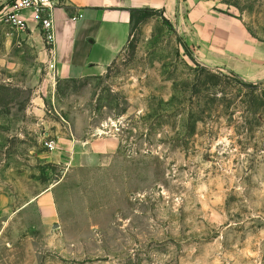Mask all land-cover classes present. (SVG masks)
<instances>
[{
	"label": "rangeland",
	"instance_id": "obj_1",
	"mask_svg": "<svg viewBox=\"0 0 264 264\" xmlns=\"http://www.w3.org/2000/svg\"><path fill=\"white\" fill-rule=\"evenodd\" d=\"M210 1L264 52V0ZM130 25L74 79L38 27L0 25V264H264V79L204 64L160 11ZM103 135L107 157L84 145Z\"/></svg>",
	"mask_w": 264,
	"mask_h": 264
},
{
	"label": "crops",
	"instance_id": "obj_2",
	"mask_svg": "<svg viewBox=\"0 0 264 264\" xmlns=\"http://www.w3.org/2000/svg\"><path fill=\"white\" fill-rule=\"evenodd\" d=\"M8 1L0 0V9ZM145 9L160 11L173 20L204 64L244 78L264 79L263 48L254 47L243 25L214 8L210 0H56L52 11L54 67L48 73L67 79L102 75L129 40L132 13ZM27 22L36 29L31 17ZM43 57L47 62L45 51ZM85 144L107 157L117 147V139L103 135ZM74 148V141L59 136L48 158L63 163ZM41 197H47V191Z\"/></svg>",
	"mask_w": 264,
	"mask_h": 264
},
{
	"label": "built area",
	"instance_id": "obj_3",
	"mask_svg": "<svg viewBox=\"0 0 264 264\" xmlns=\"http://www.w3.org/2000/svg\"><path fill=\"white\" fill-rule=\"evenodd\" d=\"M56 0H9L0 9V25L8 26L15 30L28 28V17H31L41 35L43 49L47 56V68L54 67V32L52 11ZM44 146L51 150L53 140H45Z\"/></svg>",
	"mask_w": 264,
	"mask_h": 264
},
{
	"label": "trees",
	"instance_id": "obj_4",
	"mask_svg": "<svg viewBox=\"0 0 264 264\" xmlns=\"http://www.w3.org/2000/svg\"><path fill=\"white\" fill-rule=\"evenodd\" d=\"M146 10V9H145ZM145 10H139V11H145Z\"/></svg>",
	"mask_w": 264,
	"mask_h": 264
}]
</instances>
